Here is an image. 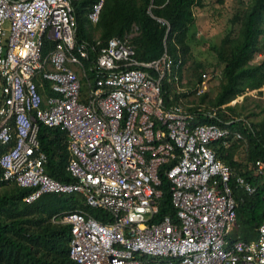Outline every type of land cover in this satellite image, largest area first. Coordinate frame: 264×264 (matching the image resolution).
I'll return each mask as SVG.
<instances>
[{"label": "built area", "instance_id": "1", "mask_svg": "<svg viewBox=\"0 0 264 264\" xmlns=\"http://www.w3.org/2000/svg\"><path fill=\"white\" fill-rule=\"evenodd\" d=\"M102 4L92 2L86 13L91 23ZM75 25L71 0H0V180L30 188L26 203L44 193L80 194L85 206L108 215L103 222L73 209L51 217L69 226L68 257L76 264H264V214L254 239L229 236L236 218L230 179L246 194L254 187L210 147L242 136L193 123L196 112L185 103L206 92L220 69L182 85L181 59L165 48L155 59H136L134 27L98 49L89 80L80 60L88 45L74 46ZM45 40L52 47L43 54ZM263 60L264 35L248 62ZM44 81L50 94L41 93ZM163 81L172 88L168 104ZM39 123L64 132L72 182L44 172ZM165 165L174 218L152 221L161 194L158 170ZM254 172L264 176L263 161H254Z\"/></svg>", "mask_w": 264, "mask_h": 264}, {"label": "trees", "instance_id": "2", "mask_svg": "<svg viewBox=\"0 0 264 264\" xmlns=\"http://www.w3.org/2000/svg\"><path fill=\"white\" fill-rule=\"evenodd\" d=\"M93 1L71 0L76 22L74 46L80 43L88 45L87 58L80 60L89 80L92 79L89 66L98 49L110 37H121L131 32L133 27L135 34L130 38V43L136 59H155L165 48L173 58L179 56L183 66L187 60H191V78L187 84L199 80L201 72L205 71V64L191 59L188 45L191 37L188 30L194 18L192 9L195 5H200L199 0H103L98 20L92 24L86 13ZM231 22L238 23L236 33L232 35L227 32L218 44L208 47L221 72L216 91L211 96L207 91L204 92L194 101L188 102L190 106L187 109L196 112L193 123H212L230 130L236 129L243 136L246 161L241 167L238 163L236 170L238 175L254 187V191L246 194L235 187L232 178L230 179L229 184L236 202V218L229 236L230 239L252 240L256 237V227L264 214V176L254 172V161L264 162V114L253 122L247 120L246 126L234 120V117L240 115L235 111V104H226L252 89L257 90L256 93L262 94L264 98V90H258L264 86V60L254 65L248 63L252 51L264 35V0H249L238 15L232 16ZM93 33H96V38ZM97 40L99 43L95 44ZM90 45L94 46L93 50L89 48ZM51 47L52 44L45 40L42 53H46ZM43 87V93H51L47 82H43ZM81 90H85L83 78ZM162 90L163 101L168 104L171 85L163 81ZM176 97L173 94V100ZM260 110H264V101ZM211 111H214V115L208 116L207 113ZM226 112L228 113L225 114ZM250 115L255 113L250 112ZM246 117L247 115L243 116L244 119ZM230 120L232 121L227 123ZM37 139L40 150L46 155L44 172L60 182H72L73 178L65 170L68 150L64 132L39 123ZM234 141L242 143L241 140ZM210 147L216 158L229 149L219 141L212 142ZM168 166H162L158 170V188L161 194L157 199V211L152 221H158L164 215L174 218L168 181L163 175V169ZM29 192L30 188H21L0 180V264H76L68 257L69 226L53 222L51 217L73 209L84 210L103 222L108 215L101 209L85 206L80 194L62 197L55 193H44L26 203L22 198Z\"/></svg>", "mask_w": 264, "mask_h": 264}, {"label": "rangeland", "instance_id": "3", "mask_svg": "<svg viewBox=\"0 0 264 264\" xmlns=\"http://www.w3.org/2000/svg\"><path fill=\"white\" fill-rule=\"evenodd\" d=\"M199 1L200 5H195L192 9L194 18L188 30V34H191L189 35L191 37L188 40V45L191 59L205 64L204 70L207 72L208 70L216 69L218 66L213 52L208 49L209 45L218 44L219 40L227 32L232 35L236 33L238 23H232L231 18L233 15H238L249 0H222L220 3L216 0ZM93 36L96 37V33H93ZM190 64L191 60H187L184 63L182 85H186L188 79L191 78ZM79 75H81L80 69ZM208 87V95L211 96L216 91L217 81L209 82ZM194 100L195 98H187L186 103ZM263 101L262 94L246 92L235 105L237 106L235 111H238L240 117L247 115L246 121H243L242 118L238 120V123L247 126L248 121L258 120L264 114V110H260ZM250 112L255 113V115H250ZM59 195L65 197L69 194Z\"/></svg>", "mask_w": 264, "mask_h": 264}, {"label": "crops", "instance_id": "4", "mask_svg": "<svg viewBox=\"0 0 264 264\" xmlns=\"http://www.w3.org/2000/svg\"><path fill=\"white\" fill-rule=\"evenodd\" d=\"M87 17V16H86ZM89 21V20H88ZM90 22V21H89ZM91 23V22H90ZM93 24V23H92ZM134 28V27H133ZM131 31H133V29L131 30ZM126 34H128V33H126ZM125 35V34H124ZM123 35V36H124ZM122 37V36H121ZM96 38V37H95ZM187 84V83H186ZM209 88V87H208ZM42 91H44V90H42ZM41 91V92H42ZM207 92H208V89H207ZM43 93V92H42ZM44 95H46V93L44 92L43 93ZM235 98H237V97H235ZM235 98H233V99H235ZM232 99V100H233ZM231 101V100H230ZM229 101V102H230ZM229 102L226 104V105H230V106H233L234 104L236 105L237 103H238V101H236V102H234V103H231V104H229ZM186 103V102H185ZM224 105H222V107H223ZM237 108V106H235V109ZM228 112H226L225 114H227ZM243 117L241 116L240 117V115H237L236 117H234V120L235 121H238V120H240V119H242ZM232 120H230L229 122H227V123H230ZM243 121H246V119H244L243 118ZM233 130H235V131H237L236 129H233ZM242 136V135H241ZM234 140H236V139H230L229 140V143H228V145H227V147H229V149L227 150V153H224V155H221V157H218V159L219 160H221L222 162H224L225 164H229V161L231 162V164H229L228 166L231 168V170H232V172H233V174H235V175H238L237 174V170H236V165L239 163L240 165V167L245 163V161H246V159H245V157H246V154H245V149H246V147H245V141H244V139H243V136H242V139H241V141H242V143H240V142H235ZM232 165L234 166V167H232ZM235 226V225H234ZM256 232V231H255Z\"/></svg>", "mask_w": 264, "mask_h": 264}]
</instances>
